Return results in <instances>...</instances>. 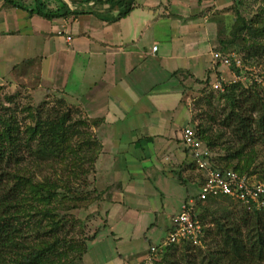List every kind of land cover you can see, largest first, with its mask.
<instances>
[{"label":"crops","instance_id":"crops-1","mask_svg":"<svg viewBox=\"0 0 264 264\" xmlns=\"http://www.w3.org/2000/svg\"><path fill=\"white\" fill-rule=\"evenodd\" d=\"M78 1L0 0V87L43 91L86 117L98 145L94 205L112 226L106 240L88 241L82 262L142 264L166 239L159 229L167 236L193 197L186 190L166 213L164 198L182 194L191 177L180 132L192 123L193 93L208 75L231 76L212 59L214 23L200 26L199 13L217 8L206 11L214 0H134L118 17V7Z\"/></svg>","mask_w":264,"mask_h":264},{"label":"rangeland","instance_id":"rangeland-1","mask_svg":"<svg viewBox=\"0 0 264 264\" xmlns=\"http://www.w3.org/2000/svg\"><path fill=\"white\" fill-rule=\"evenodd\" d=\"M214 1L215 2L210 1L204 3L207 7L206 11L210 14L212 13L209 9H214V7L217 8L215 9V12L209 16L210 18L205 17L207 14L203 15L202 13H199L202 17L199 16L200 19H202L200 21V26H205L206 21L208 23H214L212 27H215V31L212 34V37L214 38L215 43L211 48V52L222 48L221 40L226 38L229 29H234L235 24L240 22L234 20L235 15L237 16V14H240L254 27H261L264 23V0ZM250 41L258 43L259 45H264V35L260 37L251 36L249 32L244 29L236 33L234 43L225 50L229 53H234L236 56L238 54L245 58V61L243 62L244 66L249 69H255L261 74L264 80V59L255 62L257 61V56H255L254 59L248 60L247 52L242 48L245 43ZM229 71L231 76L224 77V79L225 82L226 80L228 81L227 84H232L233 82L231 83L229 81L234 80V71L230 68ZM241 76L245 77L242 74ZM241 83L243 87H249V84L244 82ZM202 87L203 85H201L198 90ZM209 87L210 88L208 89L207 87V91L203 93L205 95L202 96L199 91H194L193 111L194 114L200 113V118L210 126V131L214 137H217V133L220 131V133L224 134L217 140V145L212 148L216 161L222 164L224 163V161L221 160L222 158L227 155H233L235 158L231 160L232 164L235 162H238L241 166L249 164V171L252 173L247 174L251 176L253 180L264 183V179L259 175V173H264V146H254V148H246L242 149V151L237 149L236 137L219 123L225 113L232 107L231 101L225 96H222L223 92L214 89L212 84H210ZM243 87L240 85L230 87L232 95H235V92ZM259 87H264V81ZM43 94V91L40 90H35L31 93L27 90L22 91L16 89L11 91L6 90L4 87H0V115H3L4 118H7L12 114L13 116H16L23 132L20 139L24 141L22 143H26V141L29 143V147L23 146L21 149L17 150L20 155H23L22 162L20 166L17 167L20 168V172H22L25 177L29 178L32 183H56L59 191L56 198H51L48 202H42L37 198L32 197L29 189H27V192L25 193L26 199L24 200L26 208H29L31 204L37 208H30L29 214H20L19 212L18 216H15L13 219V225L21 228L23 235L22 238H24V247H20L19 249H21V252L27 251L28 253L33 246L39 244V238L43 234L41 231L44 230V227L37 228L36 226L38 224L45 226V224L48 223L49 218L44 215L43 210L45 208L55 209V211H53L58 213L61 217L59 222L60 227L53 231L54 236L52 233L43 236L45 237V241H51V238L56 237L53 239L54 244L52 246H47L46 241L44 246L47 247H43L46 250L45 252L48 253L50 259L53 260L51 263L83 264V255L79 257L77 256V253L83 249L82 247L87 248L88 241L92 239L96 233L99 234L98 236L101 240H106L105 237L110 233V228L112 226L109 223L104 227V218H102L99 211L95 209L94 205L100 195L102 196V194H98L97 187L99 184L92 172V169L94 168L92 160L96 157L98 145L94 143L91 137L93 136V132L90 128L89 122L81 127L90 135L89 138H85V143L94 145L90 151L84 152V149L79 151L80 154L88 152L85 156L86 159L82 161V163L77 161L79 153L76 152L78 141L80 140H72V147L75 152H73L71 146L66 149L67 142H65L63 143V146H65L64 151L61 152V154L59 153V155L64 156H62V158H53L54 146L51 145L53 142L47 136V132L44 131L43 128L41 129V132H38L32 137V139H30L29 136L24 133L27 129L26 127L33 126L36 121L43 127L46 122L49 123L53 119H56L69 108V104L67 102L65 103L62 98H56L55 96L52 97L51 95L45 96ZM205 96L206 98H203ZM206 99H208V102ZM197 101L199 102L196 104ZM70 107H72V105H70ZM69 109L74 116L71 117L73 120L78 117L86 119L77 108ZM2 127L3 124L0 122V128ZM60 131L61 130H59V132ZM61 133L62 132H60V134ZM65 140L67 141V138ZM54 141L56 143L58 142V139ZM83 147L85 148L86 145L83 144ZM238 151H241V153ZM235 153L238 155H235ZM191 165V170L189 172L191 177L186 179L185 184L181 185L182 194L172 192L173 194L164 198L165 202L168 204L166 213H174L179 209L178 207L182 198L186 196V190H188L189 196H195L198 193L199 185L196 182L198 172L195 164L192 163ZM15 171L16 167L14 166V168L11 169V173L13 174ZM170 187L172 188L173 185L170 184ZM204 203L205 205H202V207L205 206V209H199L198 220L202 226L209 229L208 232L205 233L204 238L206 241H209V245H211L213 242V240L211 242V238L212 236L214 237L215 232L213 230L215 229V219L228 218L237 220L243 211V208L239 203L225 197H220L214 201L207 200ZM177 213L178 211L174 213V215ZM165 224H168V221H166ZM124 226L125 231L130 229L128 225L124 224ZM102 227L105 229H102ZM210 229L213 230L212 233L210 232ZM164 230V227L159 229L158 236L162 235L166 238L167 236ZM160 232L161 235H159ZM50 235H52V237ZM140 236L142 237V235ZM204 238L203 243L205 241ZM152 239L156 240L155 238ZM112 243L113 241L109 238L104 245L107 244L108 247H110ZM113 245L115 246V244ZM200 247L205 248L206 246L204 245ZM13 252V254H15V251ZM52 254L54 256H52ZM160 257H162V255H160Z\"/></svg>","mask_w":264,"mask_h":264},{"label":"trees","instance_id":"trees-1","mask_svg":"<svg viewBox=\"0 0 264 264\" xmlns=\"http://www.w3.org/2000/svg\"><path fill=\"white\" fill-rule=\"evenodd\" d=\"M75 1L77 0H73V2ZM89 2L102 6L107 5L110 9L118 7V17L126 16L135 6L134 0L78 1L79 4H88ZM48 15L52 16L51 13ZM234 20L240 22L235 24L234 29H229L226 38L221 40L222 48L216 51L223 54L229 53L225 49L234 43L236 33L244 29H246L251 36L260 37L264 35V23L261 27H254L240 14H237V16L235 15ZM242 48L246 50L248 60L254 59L255 56H257V61L255 62L264 59L263 44L259 45L258 43L250 41L245 43ZM237 56L242 59V62L245 61V58L241 55L237 54ZM216 64L220 65L219 62ZM201 84L203 87L198 91L202 96L205 95L203 93L207 91V87L208 89L211 87H209V85L212 84L211 77L208 75L201 81ZM236 85L243 87L241 82H236L228 84L224 88L222 96H225L231 101L232 107L225 113L219 123L236 137L237 149L242 151V149H251L254 148V146H264V87L260 88L259 86H261V84L253 83L247 88L243 87L237 90L235 95H232L230 87ZM203 98H206V96ZM206 101L208 102V99H206ZM198 102L199 101H197L196 104ZM72 116L73 114L68 108L62 115L60 114L57 118L55 117L56 119H53L49 123L46 122V126L42 124V127L41 124L36 121L33 126L26 127L27 129L24 133L32 139V137L38 132H41L43 128V130L47 132V136L53 142L51 143V145L54 146L53 158H62L64 155H59V153L61 154V152L64 151L65 146H63V143L67 142L66 149H68L69 146L72 147V140H80L78 141L76 152L79 153V151L83 149L84 152L90 151L94 144L90 145V143H85V138H89L90 135L81 127L87 124L88 120L82 117L74 118L73 120L71 118ZM200 116V113L194 114L193 112L190 126L195 130L197 137L202 141L203 145L210 150L211 165L221 170L230 169L240 173H252L249 171V164L244 166H241L238 162L232 164L231 160L235 158L233 155H227L222 158L221 160L224 161L222 164L216 161L212 148L217 145V140L224 134L220 133L221 131L219 130L220 132L217 133V137H214L210 131V126L204 122ZM0 122L3 124V127L0 128V264H58L54 262L51 263L53 260L50 259V256L43 248L52 246L54 244L53 239L56 238H51V241L46 240L47 246H44L46 241L43 236L49 233L53 235V231L60 227L59 222L61 217L58 213L54 212L55 209L45 208L43 210L44 215L49 219L45 226L41 224L36 226L37 228L44 227V230L41 231L43 234L39 238V244L33 246L28 253L27 251L21 252V249H19L20 247H24V238H22L21 228L13 225V219L15 216H18L19 212L20 214H29L30 208H37L32 204L29 208H26L24 200L26 199L25 193L27 189H29L32 197L42 202H48L51 198H56L59 191L56 183L34 184L20 172V168L17 166H20L23 155H20L17 150L21 149L23 146L29 147V143L28 141L22 143L24 141L20 139L23 132L16 116L12 114L4 118L3 115H0ZM59 130H61V134ZM66 138L67 141L65 140ZM57 139L58 142L55 143L54 140ZM93 141L94 143L96 142L95 140ZM83 144L86 145L85 148ZM72 150L75 152L73 147ZM186 150L188 151L187 148ZM241 151L238 152L241 153ZM87 153H79L77 161L82 163V161L86 159L85 156ZM235 155L238 154L235 153ZM94 160L95 157L92 160L93 163ZM14 166L16 167V171L12 174L11 169L14 168ZM259 175L264 179V173H259ZM202 180L203 175L200 172L196 180L199 187ZM198 193L193 197L197 198ZM216 199L218 198H211L208 200L214 201ZM202 205H205V203L203 204L197 200V219L200 211L199 209H205V206L202 207ZM240 205L243 211L237 220L228 218L215 219V229H213L215 232L214 237L212 236L211 238V242L213 240L211 245H209V241H206L205 238L203 243V246H206L205 248L193 247L184 243L173 244L167 247L161 254L162 257L154 260L152 264H264V207L255 209L247 208L242 204ZM202 227L205 236V233H207L209 229L205 226ZM213 230L210 229V232L212 233ZM52 235L50 236L52 237ZM82 248L83 249L77 253L79 257L86 251L85 247ZM13 251H15V254H13ZM52 256L54 255L52 254Z\"/></svg>","mask_w":264,"mask_h":264},{"label":"built area","instance_id":"built-area-1","mask_svg":"<svg viewBox=\"0 0 264 264\" xmlns=\"http://www.w3.org/2000/svg\"><path fill=\"white\" fill-rule=\"evenodd\" d=\"M68 39L70 38L68 37ZM156 49V46L152 47L153 51ZM211 55L215 63L219 62L220 65L234 71V80L229 82H244L249 85L263 83L261 74L255 69L246 68L242 60L234 53L223 54L219 51H212ZM241 74L245 77H242ZM227 82L221 76L212 82V87L223 92L225 86L228 85ZM180 140L188 149L197 170L202 173L203 180L197 198L190 197L184 201L180 211L171 217L172 229L166 239L159 245L149 246V255L142 264H152L154 260L160 258L167 247L173 244L203 246V227L196 218L197 200L204 203L211 198L225 197L245 205L247 208L260 209L264 207L263 182L253 180L247 173L214 168L210 161V150L203 145L191 126L186 125L182 128Z\"/></svg>","mask_w":264,"mask_h":264}]
</instances>
